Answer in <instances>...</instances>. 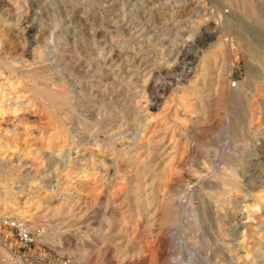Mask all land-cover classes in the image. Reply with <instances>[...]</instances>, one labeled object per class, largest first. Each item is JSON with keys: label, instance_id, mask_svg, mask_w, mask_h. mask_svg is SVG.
Wrapping results in <instances>:
<instances>
[{"label": "rangeland", "instance_id": "1", "mask_svg": "<svg viewBox=\"0 0 264 264\" xmlns=\"http://www.w3.org/2000/svg\"><path fill=\"white\" fill-rule=\"evenodd\" d=\"M32 1L0 0V264H264V0Z\"/></svg>", "mask_w": 264, "mask_h": 264}, {"label": "bare ground", "instance_id": "2", "mask_svg": "<svg viewBox=\"0 0 264 264\" xmlns=\"http://www.w3.org/2000/svg\"><path fill=\"white\" fill-rule=\"evenodd\" d=\"M16 1H17V0H16ZM31 1H32V0H31ZM41 1H42V0H41ZM43 1H44V0H43ZM45 1H46V0H45ZM45 1H44V2H45ZM93 1H94V0H93ZM32 2H33V1H32ZM46 2H47V1H46ZM14 3H15V2H14ZM26 3H27V1H26ZM41 3H42V2H41ZM53 3H54V2H53ZM107 3H111L110 0H108ZM28 4H30V2H29ZM48 4H49V3H48ZM103 4H104V3H103ZM105 4H106V3H105ZM25 5H26V4H25ZM54 5H55V3H54ZM27 6H28V5H27ZM29 6H31V5H29ZM34 6H35V5H34ZM21 8H22V7H21ZM35 8H36V7H35ZM19 9H20V8H19ZM39 10H40V9H39ZM29 11H30V10H29ZM52 11H53V10H52ZM37 16H38V15H37ZM257 16H258V15H257ZM250 17H251V16H250ZM38 18H39V17H38ZM252 18H253V17H252ZM65 19H66V18H65ZM55 26H56V25H55ZM34 27H35V26H34ZM34 27H33V26H27V27H25L26 33L28 34L29 37H31L32 34H34V33H33L34 30H35ZM75 29H76V28H75ZM37 30H38V29H37ZM76 30H77V29H76ZM66 32H67V31H66ZM36 34H37V33H36ZM40 34H41V33H40ZM71 35H72V34H71ZM41 36H42V34H41ZM64 36H65V35H64ZM69 36H70V35H69ZM51 37H52V36H51ZM41 38H43V37H41ZM29 39H30V38H29ZM44 39H45V38H44ZM51 39H52V38H51ZM58 39H59V38H58ZM63 39H64V38H63ZM65 40H66V39H65ZM69 40H71V38H70ZM39 41H41V40H39ZM55 41H56V40H55ZM66 41H67V40H66ZM66 41H65V42H66ZM36 42H37V40H36ZM58 44H59V43H58ZM38 45H39V44H38ZM66 45H67V44H66ZM66 45H65V46H66ZM36 46H37V45H36ZM45 47H46V46H45ZM41 48H42V47H41ZM63 48H64V47H63ZM33 49H35V48H33ZM39 49H40V48H38V50H39ZM185 49H186V48H185ZM45 50H46V49H45ZM73 50H74V49H73ZM30 51H31V49H30ZM35 51H36V49H35ZM66 51H67V50H65V49H60V51L57 50V52H56L57 55H58V60H59V61H58V65H59L60 68H62V70H60V72H61L62 74H61V76H60V78H59V81H61V82L65 81V77H64V69H66V68H72L71 65L68 64V63H69V60H65V61H63V60L66 59V57H67L66 54H65ZM75 51H76V49H75ZM82 51H83V50H82ZM82 51H81V52H82ZM32 52H33V51H32ZM36 52H37V51H36ZM51 52H52V51H51ZM54 52H55V50L53 49V53H54ZM70 52H71V51H70ZM28 53H29V52H28ZM45 53H46V52H45ZM45 53H43V54H45ZM74 53H75V52H74ZM179 53L182 54V53H183V50H180ZM35 54H37V53H35ZM35 54H34V52H33V54H30V53H29V55H30V56L32 55V57H33V56L35 57ZM40 54H41V53H40ZM67 54H68V53H67ZM72 54H73V53H72ZM76 54L78 55L77 51H76ZM43 56H44V55H43ZM46 56H47V55H46ZM69 56H70V55H69ZM84 56H85V55H84ZM183 56H184V55H183ZM186 56H187V55H186ZM39 57H40V55H39ZM42 58H43V57H42ZM53 58H54V57H53ZM78 58H79V57H78ZM34 59H35V58H34ZM81 59L84 60V57L81 58ZM42 60H43V59H42ZM87 60H89V59H87ZM35 61H36V60H35ZM39 61H40V60H39ZM44 61H47V60H44ZM53 61H54V60H53ZM74 61H75V60H74ZM56 62H57V61H56ZM39 63H40V62H39ZM39 63H38V64H39ZM75 63H76V62H75ZM35 64H36V63H35ZM31 65H32V64H31ZM33 65H34V64H33ZM56 69H58V68H56ZM66 70H67V69H66ZM40 71H41V70H40ZM47 71H48V69H47ZM54 71H55V70H54ZM67 71H68V70H67ZM79 71H80V70H79ZM36 72H37V71H36ZM44 72H45V71H44ZM37 73H38V72H37ZM40 73H43V72H40ZM45 73H47V72H45ZM53 73H54V72H53ZM192 73H194V72H192ZM67 74H68V73H67ZM70 75H71V74H70ZM185 75H186V74H185ZM56 76H57V75H56ZM67 76H68V75H67ZM71 76H72V75H71ZM52 77H53V76H52ZM190 77H191V76L187 74L186 77H185V79H186V78L190 79ZM70 78H72V77H70ZM43 79H44V78H43ZM182 79H183V78H182ZM190 80H191V79H190ZM48 81H49V79H48ZM51 82H52V81H51ZM176 82H177V81H176ZM36 83H38V82H36ZM39 83H40V82H39ZM54 83H55V82H54ZM51 84H52V83H51ZM51 84H50V85H51ZM54 85H56V83H55ZM59 85H62V84H59ZM41 86H42V85H41ZM52 86H53V85H52ZM56 86H57V85H56ZM74 86H75V85H74ZM53 87H54V86H53ZM65 87H66V85H65ZM55 88H56V87H55ZM57 88H58V87H57ZM68 88H69V87H68ZM73 88H74V87H73ZM73 88H72V89H73ZM42 89H43V88H42ZM44 89H45V88H44ZM148 89H149V88H148ZM144 90H145V89H144ZM43 91H44V90H43ZM53 91H54V90H53ZM74 91H75V90H74ZM74 91H73V92H74ZM69 93H70V92H69ZM74 93H75V92H74ZM75 94H76V93H75ZM47 95H48V94H47ZM102 98H103V97H102ZM57 100H58V99H57ZM58 101H59V100H58ZM46 105H47V104H46ZM56 105H58V103H57ZM60 106H61V108H64L65 106H67V105H66V101H65L64 99H61V100H60ZM61 108H60V109H61ZM105 108H106V107H105ZM108 108H109V107H108ZM70 109H71V108H70ZM70 109H69V110H66V112H67V113H70V112L72 113L73 110H70ZM108 110H109V109H108ZM128 112H129V111H128ZM58 113H59V112H58ZM76 113H77V112H76ZM129 113H130V112H129ZM126 114H127V113H126ZM58 116H59V115H58ZM81 117H83V116H81ZM125 118H127V116H125ZM64 119H65V118H64ZM69 120H70V119H69ZM69 120H68V121H69ZM66 121H67V120H66ZM92 122H93V121H92ZM74 123H75V122H74ZM78 124H79V122H78ZM80 124H81V123H80ZM89 124H90V123H89ZM61 125H62V124H61ZM64 125H65V123H64ZM67 125H68V124H67ZM70 125H71V124H70ZM81 125H82V124H81ZM81 125H80V126H81ZM96 125L98 126V124H96ZM78 126H79V125H78ZM71 127H72V126H71ZM89 127H91V126L89 125ZM95 127H96V126H95ZM75 128H76V127H75ZM79 128H80V127H78V129H79ZM92 128H93V127H92ZM81 129H82V128H81ZM87 129H88V128H87ZM63 130H64V129H63ZM94 130H95V129H94ZM65 131H66V130H65ZM67 131H68V130H67ZM76 131H77V130H76ZM80 131H81V130H80ZM90 131H93V130H90ZM63 132H64V131H63ZM63 132H62V134H63ZM83 132H84V131H83ZM83 132H82V133H83ZM96 132H97V131H96ZM65 133H66V132H65ZM72 136H73V135H72ZM90 136H91V135H90ZM66 138H67V137H66ZM95 139H96V138H95ZM95 139H93V140H95ZM97 143H98V142H97ZM97 143H96V144H97ZM105 143H106V141H105ZM109 143H110V142H109ZM104 145H105V144H104ZM104 145H103V146H104ZM110 145L112 146L113 144L110 143ZM105 147H106V146H105ZM110 150H111V149H110ZM86 170H87V169H86ZM79 171H80V170H79ZM89 171H90V170H89ZM85 173H86V172H85ZM88 173H89V172H88ZM88 173H87V174H88ZM90 173H91V172H90ZM90 173H89V174H90ZM76 174H77V173H76ZM80 174H81V173H80ZM83 175H84V174H83ZM81 177H82V176H81ZM106 219H107V218H106ZM106 219H105V220H106ZM109 220H110V219H109ZM106 221H107V220H106ZM110 221H111V220H110Z\"/></svg>", "mask_w": 264, "mask_h": 264}, {"label": "built area", "instance_id": "3", "mask_svg": "<svg viewBox=\"0 0 264 264\" xmlns=\"http://www.w3.org/2000/svg\"><path fill=\"white\" fill-rule=\"evenodd\" d=\"M233 86H236V83H233ZM14 227L18 229L20 241L23 245H29L32 242V238L30 237L28 231L21 226H17L13 224Z\"/></svg>", "mask_w": 264, "mask_h": 264}]
</instances>
